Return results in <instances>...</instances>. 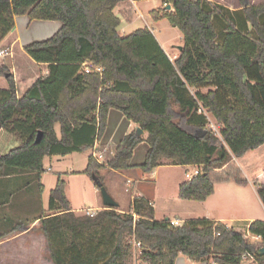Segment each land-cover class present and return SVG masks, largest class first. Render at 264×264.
Masks as SVG:
<instances>
[{
  "label": "trees",
  "instance_id": "obj_1",
  "mask_svg": "<svg viewBox=\"0 0 264 264\" xmlns=\"http://www.w3.org/2000/svg\"><path fill=\"white\" fill-rule=\"evenodd\" d=\"M126 1L0 0V42L12 31L15 17L62 24L53 38L25 47L36 63L48 66V74L22 98L9 58L0 67V77L9 84L8 91L0 90V133L20 140L0 155V171L9 168L40 178L46 157L93 149L106 133L110 111L119 110L147 135L149 148L139 166L144 173L163 161L202 168L179 185V200L206 202L215 193V181L235 179L246 187L248 181L235 176L231 164L264 145V4L238 0L240 8L230 11L207 0H164L165 6L151 15L168 20L184 38L179 57L171 61L149 29L127 36L119 32L122 20L115 9ZM167 5L174 11H166ZM204 113L216 120L220 137L210 131ZM83 129L92 131L84 143L77 138ZM143 141L132 131L104 163L91 154L84 173L98 185L104 169L130 170ZM255 185L264 207V185ZM39 190L43 192L40 183ZM118 209L77 216L59 175L50 193L49 211L54 213L41 222L54 264H176L180 255L195 263L243 264L248 254L253 264H264V254H259L262 221L245 231L207 219L176 227L170 219L156 220L145 197H135L127 213ZM30 224L0 229V241ZM248 233L262 240L252 243ZM132 240L141 244L137 259Z\"/></svg>",
  "mask_w": 264,
  "mask_h": 264
},
{
  "label": "rangeland",
  "instance_id": "obj_2",
  "mask_svg": "<svg viewBox=\"0 0 264 264\" xmlns=\"http://www.w3.org/2000/svg\"><path fill=\"white\" fill-rule=\"evenodd\" d=\"M227 3L229 4L230 0H227ZM150 4L154 5V0L150 1V3L148 4H145L143 8H147V6H150ZM238 4H235V6L237 7ZM128 5L129 6H126V8L124 9L130 10L128 8L131 4L129 3ZM163 6L165 5L163 4L159 10H161ZM167 7L168 5L166 6V9ZM166 11L173 12L172 10ZM150 14H147V18H145V16H140L141 18L136 20L132 26H126L127 23H122L119 28V32L122 35L131 34L133 31L145 28L147 24H149L151 29L154 30L156 36L161 40L162 45L166 51L171 52L172 46L182 47L184 45L183 34L178 28L174 27L168 20H163L160 23L154 22L152 20L153 16ZM144 18L147 20V24L144 21ZM20 30L23 35H28L27 38H29L32 42L33 40H36L34 42H38L39 39L42 40V38H47L46 36H43L42 33H40L42 28H40V26L36 24L31 25L29 28L26 27L22 29L21 27ZM18 51L19 47L17 46V62L20 68H22V71H24V69L27 68L25 57H28L29 59V56H27V54L26 56H23L22 54H19ZM2 60L7 62L8 58H5V56L0 57V61ZM10 69L12 71L11 66ZM21 90L22 86L20 88V91ZM207 91L208 88L202 89L203 93H206ZM117 115H120V117H122L121 115L123 114H119L118 110H114L112 112L111 118L109 114L108 124L110 129L114 126H123L122 123L119 122ZM208 117L218 129L219 126L216 120L210 114L208 115ZM55 130L58 136H61L59 124H56ZM144 136V145L136 149L134 158L131 161V163L133 164V168H131V170L128 172H119L120 174L111 175L110 181H108H113V186L117 185L122 194L121 208L118 209V212H120V209L122 211L129 210L131 197L133 195H141L151 200L156 211L157 220L160 221L165 220L166 218L170 220L177 218L178 220L182 221L187 218L198 219L201 216H204L206 212H209L208 216L210 217H222L224 219L230 218L241 220L239 221V223L228 222V224L226 225L243 231L247 230L249 224L254 221L264 222V207L259 200L257 193L255 192V185H253L252 183L256 176H258V174L260 173V170L264 168V148H261L259 151H250V153L245 155L244 158L237 161L236 163L233 162V164H231V169L235 168V172L237 173L235 174V176H239L240 179H247L249 181L246 187L238 185L235 179H231L230 181L226 182L215 181V195L211 196L203 204L198 202H189V205H192L189 208L182 206L183 201L179 200L178 198V189L181 183L187 181L185 173L187 171L194 172V167H181L174 165L171 162L163 161L160 167H158L159 169L153 174L152 172L144 173L138 167L139 164L144 161V150L148 147V142L146 140L147 135L145 133ZM217 136L220 137V135ZM97 142H99V145L95 152H97V155H102L103 157L100 160L102 162H105L111 155H114L116 146H103L102 143H100L101 141ZM19 144L20 143H5V136H1L0 152H2L3 155L8 154L10 150L16 148L17 146H19ZM89 152H91V150H89L88 152L75 151L72 155L65 159L63 163L64 170L69 171L70 174H62L56 171V167L51 165L49 161L45 163L47 171L45 174L46 189L44 191L43 199L46 203V208L45 211H42V209H40L41 214L49 213L50 191L55 187V182L58 179L59 175H62V178L66 181V191L71 200L73 212L77 216L86 215V212L89 211L90 208L92 209L94 207L103 206V198L98 185L93 182L92 178L89 175L82 172L87 167V158L89 156ZM8 169L9 168H5L3 171H0V178H2V174L8 171ZM108 182L105 183L106 186L111 185V183ZM13 189L14 190L9 195V201H7L5 204L3 203L5 205L4 207H0V211L9 215V219L6 221L4 229L0 226L1 230H8L12 228L15 222H24V220L27 219V217L25 216L26 212L24 211V208L21 204L20 196L30 195L31 197L33 194H40L39 183L37 182L28 183L24 187L16 186ZM41 195L42 193L40 194V196ZM0 206L2 205L0 204ZM102 209H104V206L99 210L92 209V211L94 213H97ZM248 239L252 243L256 242L253 241L251 236ZM179 258H181V261L183 259L185 264H197L191 261L186 256L180 255ZM135 263L138 264L137 262ZM243 264L247 263L244 262Z\"/></svg>",
  "mask_w": 264,
  "mask_h": 264
},
{
  "label": "crops",
  "instance_id": "obj_3",
  "mask_svg": "<svg viewBox=\"0 0 264 264\" xmlns=\"http://www.w3.org/2000/svg\"><path fill=\"white\" fill-rule=\"evenodd\" d=\"M150 1H152V0H127L126 2L121 3L120 5L117 6V8L115 9V14L121 18L122 23H124V24L127 23L126 26H132L136 20L141 18L140 16H143V17L145 16V18H147L148 13L150 14L153 10L158 11L161 8V6L164 4V0H154V5L150 4V6H147V8L146 7L143 8L144 5L150 3ZM211 1L213 3H217L219 5L224 6L225 8L229 9L230 11H237L240 8V5L238 4L239 3L238 0H230L229 4L227 3V0H211ZM129 3L131 5L128 9H130V10L124 9V8H126V6H129L128 5ZM251 3L253 5H262V4H264V0H251ZM235 4H238V6L236 7ZM151 7H153V8H151ZM166 10H168V9H166ZM170 10L174 11L173 8H171ZM151 18H152V16H151ZM152 20L154 22L160 23L161 21L166 20V19L155 20L154 18H152ZM144 21L147 24V20L145 19ZM35 24L39 25L40 28H42L40 33H42L43 36L47 37V38H42V40L39 39L38 42H42V41H46V40L50 39L51 37L56 35L57 32L62 27V24L60 22H57V21H41V20H34L33 21L28 16L15 17L14 27H13L12 31L0 42V49H6L7 50V54H6L5 58H9V60H10V66L12 67V74L14 76V80H15L16 86H17V96L19 98H22L33 87V85L35 84V82L39 78L47 76V74H48V66L45 64L36 63L30 56H29V59H28V57H25L27 68L24 69V71H22V68H20V66L18 65V62H17V52H16L17 46L19 47L18 53L22 54L23 56H26V52L24 50L25 47H27L28 45H30V44L34 43V41H36V40H33V42H32L29 38H27L28 35L26 36V35L22 34L20 29H21V27H22V29H24L26 27L29 28L31 25H35ZM145 28L149 29V31L154 35L157 42L160 44L161 48L164 50V52L166 53V55L169 57V59L171 61H174L175 59H177L179 57L180 52H181L179 50V47L172 46L171 52L166 51L162 45L161 40L156 36L154 30L151 29L149 24H147V26ZM141 29H144V28H141ZM127 35H129V34H124L123 36H127ZM33 39H35V38H33ZM27 56H28V54H27ZM30 58H31V60H30ZM5 65H6V62L4 60L0 61V67H3ZM21 86H22V90L20 91ZM8 89H9L8 81L6 80V78L0 77V90L8 91ZM113 111L114 110H111L109 113L110 118L112 116ZM119 114H122V112L119 111ZM121 116L122 117H120V115H117L119 122L122 123L123 126H121V127L114 126L110 129L109 124H108L107 131H106L104 137L102 138V140L100 142V143H102L103 146H106V145L118 146L121 143V141L125 138V136H127L132 131H134L138 128L135 124H133L132 122H129L125 118L124 115H121ZM121 129H122V131H121ZM91 132L92 131H90L89 129H83L79 132V134L77 135V138L82 143L87 142L86 140L88 138L89 133H91ZM1 136H5V143H9V144L20 143V140L17 137H15L14 135H12L6 131H2L0 133V137ZM58 137H60V136H58ZM143 137H145V136L143 135ZM144 141L137 148H139L140 146H143ZM98 145H99V142L96 141L93 149H91V152H89V156L91 154H94V157L100 163H104L100 160V157H99L100 155H97V152H95L96 149L98 148ZM148 148L149 147H147V149L144 150V153H145L144 159H145V155L148 151ZM261 148L263 149L264 145L261 146L259 149H257V151H259ZM135 152H136V150H135ZM135 152H134V154H135ZM249 153H250V151L247 154H249ZM72 154L73 153L65 155V156L53 155L50 157H46L44 159V165H43L44 166V173L41 175L40 178H38V176L36 174H33L31 172H22V171H17V170H13V169H10V170L8 169V171H6L5 173L2 174L3 176H2V178H0V204L2 206H0V207H4L5 206L4 204L7 201H9V199H10L9 195L14 190L13 188L16 186L24 187L28 183L37 182V183H40L42 185L43 192H42L41 196H40L41 193L40 194L39 193L33 194L31 197H30V195L20 196L21 204H22V207L24 208V211L26 212L25 216L27 217V219L24 220V222L30 221L31 224L27 227V230L15 232L14 234H12L9 237L5 238L4 240L0 241V264H54L52 257H51L50 250L48 249L49 246L47 243L46 236L41 231L42 220L46 216H51L54 213V212L49 211V213L41 214V210H40V209H42V211H45V208H46V206H45L46 203L43 199L44 191L46 189L45 174H46L47 168L45 166V163L47 161H49L51 163V165L56 167V171H58L62 174L63 173L64 174H70L69 171L64 170L63 163H64L65 159L68 158ZM0 155H3V153L0 152ZM244 157H242V158H244ZM242 158H233L232 164H233V162L236 163L237 161L241 160ZM87 162H88V158H87ZM130 164L133 166V164L131 162H130ZM141 164H139V166ZM158 169L159 168H156L155 170H153L152 174L155 171H157ZM130 170L116 171V170L104 169L100 172V175L103 179V185L106 187L108 193L112 196V198L119 204L118 208H121V195H122L121 191L117 185L114 184L115 186H113V181H111V182H108V181H110L111 175L120 174L119 172H123V173L128 172ZM84 171H82V172H84ZM106 180L108 183H111L110 186L105 185V183H107ZM245 180H247V179H245ZM56 183H57V180L55 182V186H56ZM248 183H249V181H248ZM252 183H253V185H255L256 183H258L259 185H264V168H262L260 170V173L258 174V176H256V178L253 180ZM53 189H51V190H53ZM254 189L258 195V188L256 187V185H255ZM50 193H51V191H50ZM215 193H216V191H215ZM215 193H214V195H215ZM66 194H67V197H68L70 204H71V200L68 196L67 191H66ZM135 197H145V196H141V195L140 196L139 195L134 196L133 195L131 197L130 204H129L130 209L127 211H122L120 209L121 213H127L131 210L132 202H133V199ZM145 198H147V197H145ZM182 203H183L182 206H184V207L190 208L192 206V205H189L190 204L189 202H182ZM195 203H197V202H195ZM103 206H104V204H103ZM103 206L94 207L92 209L93 210H99ZM49 207H50V202H49ZM71 208H72V206H71ZM92 209L90 208V210H92ZM72 211H73V209H72ZM27 212H28V214H27ZM208 213L209 212H206L204 214V216H201L198 219H200V220L201 219H207L209 221L222 222L225 224H228V222L239 223V221H241V220L230 219V218L224 219L222 217H217V218L210 217V216H208ZM155 218L157 220L156 211H155ZM8 219H9V215L0 211V226L3 227V229H4V226H5L6 221ZM167 219L168 218H166V220ZM198 219L187 218V219H184L182 221V220H178L177 218H175L173 220L179 221L180 224L182 225L185 222L192 221V220H198ZM173 220H171V221H173ZM180 261H181V258L178 257L176 260V264H181V263L185 264L183 259H182L181 263H180ZM187 262H189V261H187ZM186 264H189V263H186ZM192 264H194V263H192ZM197 264H214V262L211 260V261L197 263Z\"/></svg>",
  "mask_w": 264,
  "mask_h": 264
},
{
  "label": "built area",
  "instance_id": "obj_4",
  "mask_svg": "<svg viewBox=\"0 0 264 264\" xmlns=\"http://www.w3.org/2000/svg\"><path fill=\"white\" fill-rule=\"evenodd\" d=\"M207 1L212 2L211 0H207ZM6 54H7V50H6V49H0V57H4V56H6ZM97 70H98V71H101L100 68H97ZM90 71H91V67H90V66H86V67H85V72H86V73H89ZM204 114H205V115L207 116V118H208V128H209L213 133H215L216 135H220V126L218 125L219 128L217 129V127H216V126L212 123V121L209 119L208 114H207V113H204ZM220 136H221V135H220ZM99 157H100V159H101L103 156L100 155ZM194 169H195L194 172L187 171V172L185 173V176H186L187 180H191L192 178L198 176V175L201 173V171H202V168H201V167H194ZM86 215H87V216H90V217H95V216H96V213H94L92 210H89V211L86 212ZM171 225L176 226V227L181 226L180 222H179V221H176V220L171 221ZM227 227L230 228L231 226H228V225H227ZM250 236H251V238L253 239V241H261V240H262L261 236H252L250 233L246 234L245 237L248 239V238H250ZM248 240H249V239H248ZM132 244H133V246H134V249H135V257H136V259H137L138 255H139L138 250H139L141 244L138 243L136 240H132ZM243 259H244V262H246L247 264H253V263H254L252 255H249V254H248V255H245V256L243 257ZM244 262H243V263H244ZM137 263H138V262H137ZM138 264H139V263H138Z\"/></svg>",
  "mask_w": 264,
  "mask_h": 264
},
{
  "label": "water",
  "instance_id": "obj_5",
  "mask_svg": "<svg viewBox=\"0 0 264 264\" xmlns=\"http://www.w3.org/2000/svg\"><path fill=\"white\" fill-rule=\"evenodd\" d=\"M172 7L170 5H168L167 9L170 10ZM183 47H179V50L182 51ZM8 76V75H7ZM139 136H143L144 135V131L141 129V128H137L136 129ZM42 139V134L40 133L37 138H36V143H39ZM94 180L96 182H99V178L97 176L94 177ZM98 187L101 191V195H102V198H103V204H104V207L105 208H111V209H114V208H118L119 207V204L112 198V196L108 193L106 187L102 184V183H98ZM259 254L260 255H263L264 254V248H262L260 251H259Z\"/></svg>",
  "mask_w": 264,
  "mask_h": 264
}]
</instances>
